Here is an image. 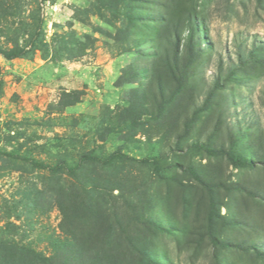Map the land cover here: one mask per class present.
<instances>
[{
  "label": "rangeland",
  "instance_id": "rangeland-1",
  "mask_svg": "<svg viewBox=\"0 0 264 264\" xmlns=\"http://www.w3.org/2000/svg\"><path fill=\"white\" fill-rule=\"evenodd\" d=\"M170 2L0 0V49L27 50L0 54V239L71 264H264V7L185 0L204 30L178 86ZM113 151L131 158L32 163Z\"/></svg>",
  "mask_w": 264,
  "mask_h": 264
},
{
  "label": "trees",
  "instance_id": "trees-1",
  "mask_svg": "<svg viewBox=\"0 0 264 264\" xmlns=\"http://www.w3.org/2000/svg\"><path fill=\"white\" fill-rule=\"evenodd\" d=\"M184 2L185 0H171L167 7L165 15L163 16V36L165 38V41L172 49V53L170 54V57L172 56L173 58L174 65L172 71L174 74V78L178 82V86L180 82L184 80L188 65L187 60H189L193 53L197 51L195 47L201 45L202 33L204 30L203 17L199 16L195 9L188 6ZM256 2L261 7H264V0H256ZM160 43L161 42L159 41V47ZM250 48L251 49L248 51L249 56L251 58L254 57L255 63H257L264 69V43L256 44V42H254L251 44ZM163 51L165 53V58L168 64H170V59H168V50H166L165 48L163 49ZM26 52L27 50L24 48H12L7 50L0 49V54L6 59L23 56L26 54ZM184 54L186 56H184ZM238 57L240 58L241 62L245 61L244 59H241L240 52L238 53ZM179 62L181 63L180 65ZM178 70L181 72L180 76L183 78V80L178 79V76L175 74V72ZM232 72H234V70ZM216 84L217 82L215 83V86ZM194 146L202 148L209 154H224L230 164L234 167L254 166V163L251 160H247L246 158L234 153H226L223 149H212L208 146L205 147L199 144H195ZM121 157L131 158L120 151H113L105 157L83 154L79 158V163L73 166H67L63 161L52 166L45 165L40 161L34 160L32 161V163L37 168H46L51 172H57L65 169L72 175H74L75 169L81 162L94 160L106 164L114 159ZM136 160L140 162L150 163L153 166L157 167L160 161V155L154 154L151 157H143ZM261 255H264V253ZM3 257L4 259L2 260ZM0 258V261L4 262V264H71L70 261H68L67 255L59 254L46 257L41 255L40 253L35 252L32 248L26 245H23L21 243L15 244L12 240L5 239H0Z\"/></svg>",
  "mask_w": 264,
  "mask_h": 264
}]
</instances>
